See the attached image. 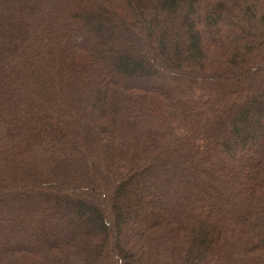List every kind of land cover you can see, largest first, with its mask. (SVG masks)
<instances>
[{
	"label": "trees",
	"instance_id": "16d2710c",
	"mask_svg": "<svg viewBox=\"0 0 264 264\" xmlns=\"http://www.w3.org/2000/svg\"><path fill=\"white\" fill-rule=\"evenodd\" d=\"M1 211L0 264H264V0H0Z\"/></svg>",
	"mask_w": 264,
	"mask_h": 264
},
{
	"label": "rangeland",
	"instance_id": "374dc122",
	"mask_svg": "<svg viewBox=\"0 0 264 264\" xmlns=\"http://www.w3.org/2000/svg\"><path fill=\"white\" fill-rule=\"evenodd\" d=\"M246 148H247V151H250V150L253 149L251 152H245L246 155H249V154L252 153V152L254 153L255 150L258 149V147H256V145H255L254 143H252V142L249 143V144L246 146ZM0 214H2V211L0 212ZM17 219L20 220V218H17ZM9 222H12V219H10V220L8 219L7 221H5L6 224H8ZM5 228H6L5 225L2 223V224L0 225V229H1V230H3V229L5 230Z\"/></svg>",
	"mask_w": 264,
	"mask_h": 264
}]
</instances>
